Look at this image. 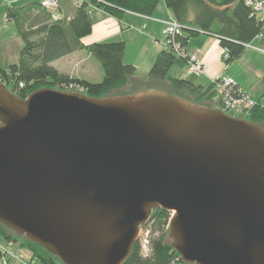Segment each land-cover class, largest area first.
Wrapping results in <instances>:
<instances>
[{"label": "water", "instance_id": "95a60500", "mask_svg": "<svg viewBox=\"0 0 264 264\" xmlns=\"http://www.w3.org/2000/svg\"><path fill=\"white\" fill-rule=\"evenodd\" d=\"M153 209L185 264H264V125L144 89L0 82V223L62 264H121Z\"/></svg>", "mask_w": 264, "mask_h": 264}, {"label": "trees", "instance_id": "16d2710c", "mask_svg": "<svg viewBox=\"0 0 264 264\" xmlns=\"http://www.w3.org/2000/svg\"><path fill=\"white\" fill-rule=\"evenodd\" d=\"M103 2L83 1L75 7L68 17L54 18L52 11L46 10L39 3H29L6 9V19L15 26L22 46L16 63L0 68V82L7 89L21 98L41 87L82 92L91 97H105L108 92L124 86L135 68L124 64L122 56L125 44L122 41H104L84 45L81 38L92 31L93 16L90 6L100 8L109 15L120 19L125 11L152 15L158 4L163 1L172 17L193 29L205 30L223 38L218 42L229 50L225 62L239 57L244 47L241 42L255 38L264 32V20L252 15L244 0H103ZM192 29L183 30L177 36L182 46L198 33ZM264 45V37L261 39ZM78 50H85L99 64L103 78L91 82L62 73L52 66V62ZM175 62L174 54L162 51L153 62L149 76L165 80L168 71ZM172 94L189 100L197 105L215 94L212 84L201 86L191 80L168 78ZM21 85V86H20ZM187 91L192 99L185 97ZM210 107V106H208ZM213 108V107H211ZM245 119L264 125V107L258 102L245 113ZM169 212L153 209L144 227L150 230L149 251L141 253L139 243L135 241L129 255L121 264H172L183 263L173 250L167 238ZM0 239L8 244H17L26 248L30 259L40 264H62L61 261L40 245L23 238L0 223ZM3 254L0 247V256ZM179 259L178 261H175ZM9 260V258H8ZM8 264V261H7ZM29 264V263H28Z\"/></svg>", "mask_w": 264, "mask_h": 264}, {"label": "crops", "instance_id": "0c3cea01", "mask_svg": "<svg viewBox=\"0 0 264 264\" xmlns=\"http://www.w3.org/2000/svg\"><path fill=\"white\" fill-rule=\"evenodd\" d=\"M41 0H0V56L7 58L13 55V50H7V42L11 39H17L15 26L6 19L5 11L9 7H19L29 3H39ZM93 16L92 31L90 35L81 38L84 45L92 43L104 42L113 35L118 34V41H122L126 45L132 46L136 57L146 61V67L150 69L155 59L162 51H168L169 48L164 47L159 42L161 29L163 24L158 21L173 18L170 10L165 6L164 2H160L150 17L145 18L138 14H132L125 11L120 19H117L100 8H89ZM75 11V6L71 0H63L60 8L53 10V15L70 17ZM102 23L106 28L99 29L97 24ZM115 33V34H114ZM183 33V32H182ZM20 39V38H19ZM251 43L255 46L264 47L261 40L252 39ZM22 46V43H21ZM153 46H157L153 48ZM20 51V50H19ZM187 54L197 57L206 67V71L200 75L189 74L183 62L172 66L168 71L165 80H158L155 85H147V89L162 90L168 93L163 85L168 78H182L191 80L196 85L208 86L211 79L218 74L227 76L235 81L253 100L264 107V53L253 48L244 47L239 57L225 62L222 59L221 46L218 40L206 34L198 33L190 38L185 46ZM82 52H85L82 53ZM125 48L122 56L124 64L132 65L135 70L138 69L137 62L124 61ZM11 59V58H10ZM91 59L95 60L85 50H78L57 60L51 64L58 71L69 74L70 76L91 81L92 73L97 74V66L91 63ZM96 61V60H95ZM56 64V65H55ZM100 65V64H99ZM3 68V67H0ZM100 72V71H99ZM136 72V71H135ZM165 81V82H164ZM92 82V81H91ZM163 84V85H161ZM163 86V88L160 87ZM17 244H9L5 247V251L11 253L13 258H9L8 264H28L27 258H20L17 255L21 253Z\"/></svg>", "mask_w": 264, "mask_h": 264}, {"label": "built area", "instance_id": "2783aa9c", "mask_svg": "<svg viewBox=\"0 0 264 264\" xmlns=\"http://www.w3.org/2000/svg\"><path fill=\"white\" fill-rule=\"evenodd\" d=\"M62 1L63 0H41L40 5L46 10L53 11L60 8ZM71 1L73 5L77 7L85 0H71ZM86 1L105 3L103 0H86ZM244 4L250 9L252 15L256 17L257 15H261V18L259 19L264 20V0H244ZM90 7L95 8L94 6H90ZM130 13L137 14L133 12ZM141 16L145 18H152L148 15H141ZM53 17L61 18L63 16L53 15ZM158 21H160L163 24V27L161 29V35L163 36V40L165 44L168 46L169 50L173 54L178 55L181 59H183L186 62L188 73L192 75H200L205 73L206 67L204 66L202 61L195 56L187 54L185 51V47L182 46L181 42L177 40V36L182 34L183 30H189V29L195 30V29L178 22L174 18L168 20L158 19ZM195 31L197 33L213 36L217 40L223 38L217 34H213L205 30L196 29ZM263 37H264V32H259L254 39L261 40ZM241 45L243 47L253 48L264 53V47L255 46L251 43V41L241 42ZM221 52H222V59L225 61L229 57V50L226 47H221ZM211 84L215 90V93L218 94L219 96L220 109L225 113L230 111L246 113L247 111L255 107L257 104V102L253 100L235 81H233L231 78L227 76L221 74L215 75L211 79ZM166 228L168 229V224ZM149 237H150V230L144 227V225L141 226L139 228L136 240L139 243L141 253L143 255H146L149 251ZM1 249L3 254L0 256V264H7L8 258H13V255L5 251V249L3 250V248ZM178 260L179 259H176L175 261ZM172 264H180V263L173 262Z\"/></svg>", "mask_w": 264, "mask_h": 264}, {"label": "rangeland", "instance_id": "374dc122", "mask_svg": "<svg viewBox=\"0 0 264 264\" xmlns=\"http://www.w3.org/2000/svg\"><path fill=\"white\" fill-rule=\"evenodd\" d=\"M257 17L261 18V15H257ZM97 27L99 29L106 28L105 26H103L102 23L97 24ZM88 35H90V34H88ZM88 35H86V36H88ZM158 40L160 43H162L164 45V47L168 48V46L165 44V42L163 40L162 35H160V38ZM105 41H118V34L109 37ZM156 47L157 46H153V48H156ZM20 48H21V40L19 38H17V39L14 38V39H11V41L7 42V50H11V51L13 50V55L7 56V58L0 56V67L6 68L11 64L16 63L18 60ZM0 49H1V46H0ZM82 53L85 54V52H82ZM174 56H175V62L173 64V66H176L180 63L183 64V62L181 61V58L178 55L174 54ZM124 61H130V62H134V63L137 62L139 67L137 70H135L136 72H134V74L129 77L128 82L124 86L112 89L110 92H108L106 94V96L128 95V94H131L133 92H137L140 90L147 89V87H148L147 85H151V86L155 85V84L157 85V83L159 82L157 79L149 76V70L150 69H148V67H146V61L141 60L138 57H136L135 51H134L132 46L126 45ZM91 63H93L94 65L97 66L96 68L98 69V73L97 74L92 73L93 75L90 78V80L92 82H99L103 78V71H102V69H101V67L97 61L91 59ZM184 67H185L184 70L186 72L187 66L185 65ZM161 85H163V84H161ZM161 85H160L161 88H163V86H164L166 89H168V90L170 89L169 92H174V90L170 87L169 80L166 81L163 86H161ZM157 86H159V85H157ZM184 95H185V97L192 99V96L187 91L184 92ZM204 104H206L210 107H213V108L220 109L218 94L215 93L212 97H210V99L204 101ZM226 114H228L229 116H232V117L245 119V113L231 112L230 111V112H227ZM7 245H9L7 242L0 239V247L3 248V250L5 249V247H7ZM16 249H20L19 251L21 252L17 255L18 257L25 259L28 256H30V253L26 248L18 246V248L16 247ZM28 263L29 264H40L38 261L30 259V257L28 259Z\"/></svg>", "mask_w": 264, "mask_h": 264}]
</instances>
